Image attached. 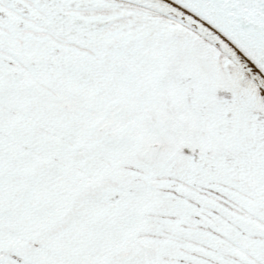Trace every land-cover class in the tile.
Instances as JSON below:
<instances>
[{
	"label": "snow or ice",
	"instance_id": "snow-or-ice-1",
	"mask_svg": "<svg viewBox=\"0 0 264 264\" xmlns=\"http://www.w3.org/2000/svg\"><path fill=\"white\" fill-rule=\"evenodd\" d=\"M0 264H264V0H0Z\"/></svg>",
	"mask_w": 264,
	"mask_h": 264
}]
</instances>
